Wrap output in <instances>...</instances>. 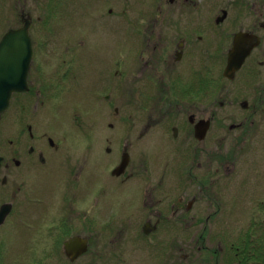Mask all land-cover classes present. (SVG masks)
<instances>
[{"label": "flooded vegetation", "instance_id": "flooded-vegetation-1", "mask_svg": "<svg viewBox=\"0 0 264 264\" xmlns=\"http://www.w3.org/2000/svg\"><path fill=\"white\" fill-rule=\"evenodd\" d=\"M71 4L53 3L62 22L91 5L94 23L69 53L30 34L31 13L20 14L21 26L29 22L31 58L26 89L10 97L21 105L13 162L0 155V176L13 167L12 200L0 179V211H7L0 229L10 220L13 232L11 243L0 241V264H73L90 247L93 264H264V161L237 160L245 152L264 159V81L252 83L250 101L229 87L246 66L255 80L264 71V0ZM240 32L258 42L228 79L223 70ZM38 58L41 66L31 67ZM121 90L133 106L119 115L114 91ZM233 92L242 112L228 126L238 131L230 141L236 160L225 161L229 140L216 110ZM59 103L88 104L102 115L91 122L90 145L80 144V113L64 114L74 122L69 135L58 129L62 115L50 106ZM31 104L49 106L57 122L33 129ZM219 213L231 220L211 224ZM74 237L87 249L71 260L65 244ZM192 251L206 256L195 260Z\"/></svg>", "mask_w": 264, "mask_h": 264}, {"label": "rangeland", "instance_id": "rangeland-1", "mask_svg": "<svg viewBox=\"0 0 264 264\" xmlns=\"http://www.w3.org/2000/svg\"><path fill=\"white\" fill-rule=\"evenodd\" d=\"M56 1L72 2V4L70 5V8L73 9L76 7L75 6L76 1L77 3L79 1H87V3H89L90 0H0V38L8 29L17 28L21 26L20 14L29 12L31 13V21L33 23L30 29V34L31 33L32 35L34 34L35 37H37L38 39H41V38L49 39L50 38V40H52V43H53L51 45H54L60 49H63V46H65L67 50L66 52L67 53L71 52L77 44V40L79 38L78 35H80L81 30H83V33H88L89 31H91V27H89L87 30L88 25H90L91 23H94L93 19L90 17L91 5L86 6V7L81 5L79 12H76V13H72V11H69L68 19L72 21L62 22V20L59 17L58 10L53 9V3H55ZM81 21L84 25L82 24L81 28L79 29L78 28L80 24L79 22ZM92 50L94 49H89L86 52H89ZM248 65H250V63ZM32 66L33 67L41 66V59H39L38 62L35 61L34 64H31V67ZM259 71H260V76L259 78H257V80L253 78L251 67L249 68L246 66L236 74L235 78L233 79L229 87L232 90L234 89L233 91H236L238 87L242 88L243 91L240 94L242 96H240L239 99H242V97H245V99L250 101L248 97H250L252 93V88H253L252 83L254 81H264V71L263 70H262L263 72L261 70ZM32 72H33L32 75L37 74V71L35 69L34 70L32 69ZM214 72H217V70L215 69ZM120 92H122V95H120ZM114 97H116L115 98L116 101H119L118 102L119 110H120L119 115L125 114L126 112L130 110V106H133L130 103V101L127 100L126 93L124 94L122 90L114 91ZM125 101L128 103L127 105H125ZM96 104H99L100 107H104V108L107 107V104L102 101ZM31 105L33 106V110H34L32 111L34 115L32 117L33 123L31 124L33 126V129L42 130L43 126H48V125L50 126L51 124H46L48 120L57 122V117L55 116V119H54L53 118L54 115L50 114L52 112L48 110L49 106H46V105L45 106H42V105L35 106V104H31ZM58 106H60V109L58 110H56V107L54 108L53 105L50 106V109L53 108L52 109L53 112L59 111L58 113L62 115L61 116L62 118L60 117L62 121L59 123L60 125L58 126V129L61 130L62 132H65L66 135H69L67 131H70L71 129L70 126H72L74 122L72 121L73 119H71V121H68L70 117L69 116L67 117V115L72 116L76 112L80 113L81 119H82V122H81L82 132L81 133L79 132V134L82 135L80 144L83 146L90 145V142L88 143L89 139H91V136H92L90 132L94 130V127H92L91 122L93 120L103 122V120L100 118L102 115L100 114L98 116H95L93 114V111L95 110L91 111V105H88V104L86 105L83 103H75V104L74 103L72 104L59 103ZM20 107L21 105L18 104L13 99V96H12L8 107L2 114H0V155L1 156L4 155L8 163L11 161L13 162V159L11 158L13 154V125H14L13 120H14V116L19 112ZM134 111L135 113H137L136 109H134ZM238 112H242V111L239 108L238 102H236V95L234 94V92L232 95L227 97V102L225 106L222 109L216 110V113L220 115V119L224 120L222 122L224 124V129L226 130L227 139L229 140V143L226 144V147L222 149L225 155V156L223 155L225 158V161L236 160L234 157L235 151L231 147L230 141H232L235 138V136L238 134V131L229 132L228 126L238 123L239 119L234 116ZM245 113H251V110L249 109L248 111H245ZM262 113H264V111ZM64 114H67L66 119H65ZM113 123H114L115 131H118L119 127H117L116 125L117 122L115 121ZM66 144H70V143H68L67 141ZM260 155H261L260 153H246L245 152V153H242L240 158H238L237 160L243 161V162H249V163L264 161V159L260 158ZM2 176H4L7 179L6 185H5V192L8 193L7 199L12 200L13 199V167L9 169L8 172H5V174L1 173L0 179ZM49 215L52 216L50 213ZM221 218L223 219V222H229L231 220V218L225 217L224 213H219L217 214L216 218L211 219L210 223L215 224V225L219 224V222L222 220ZM237 219L239 218L237 217L236 220ZM56 220H57L56 218L51 217L52 223L55 222ZM240 220H241L240 225L244 226L246 224L245 218L241 217ZM81 227L82 228L84 227L85 230L88 229V233H89V234L83 233L82 235L90 236L89 231L91 227L88 224L85 227L84 223L83 224L81 223ZM41 229H44V228H41ZM215 231H217V229L210 232L209 234V238L211 242H213V237L215 240V235H214ZM231 233H229V235H231ZM12 234H13L12 222H10V220L9 221L7 220V222L5 223V226L2 229H0V241L5 239L6 241L9 240L11 243L13 241ZM220 237L221 236H216V240H220ZM223 241H225V239ZM223 241L221 243H223ZM91 248L92 247H90L88 252L85 255H83L79 261L73 264H93L92 263L93 256H92ZM192 252L194 253L193 257L195 258V260L198 258H204L203 256H206L205 251L203 252L201 251L200 253H198L197 251L195 252L192 251ZM15 255L16 254H14V256ZM52 261H53V264H57L56 258H54ZM65 264H69V263H65Z\"/></svg>", "mask_w": 264, "mask_h": 264}, {"label": "water", "instance_id": "water-1", "mask_svg": "<svg viewBox=\"0 0 264 264\" xmlns=\"http://www.w3.org/2000/svg\"><path fill=\"white\" fill-rule=\"evenodd\" d=\"M28 28L29 22L25 21L21 27L6 31L0 40V114L8 107L13 92L26 89V75L31 58ZM257 42V39L253 41L245 33L236 34L224 68L225 77H234ZM1 160L0 157V162ZM6 212V209H1L0 220ZM65 248L67 256L73 260L86 251V240L74 237L66 242Z\"/></svg>", "mask_w": 264, "mask_h": 264}]
</instances>
